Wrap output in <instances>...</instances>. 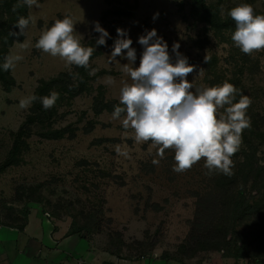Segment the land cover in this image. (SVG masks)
Returning <instances> with one entry per match:
<instances>
[{"label":"rangeland","instance_id":"1","mask_svg":"<svg viewBox=\"0 0 264 264\" xmlns=\"http://www.w3.org/2000/svg\"><path fill=\"white\" fill-rule=\"evenodd\" d=\"M108 1L39 0V7L27 6L31 23L24 31V41L9 50V55L23 57L10 69L15 86L9 92L0 89V167L10 158L13 136L31 107L21 109L20 101L33 95L39 81L72 71L74 65L69 68L60 57L35 47L51 21L70 15L83 44L98 37L94 31L96 21L108 33L114 27L126 30L137 53L134 67L139 66L143 51L138 37L154 28L167 42L173 60L172 46L179 44V52L195 66L187 77L193 90L230 81L238 90L234 102L239 101L240 95L251 99L247 115L257 121L259 131L254 136L249 128L244 129L238 152L245 149L246 141L250 142L264 169V49L248 55L232 39L218 40L205 24L191 16L189 0H118V4ZM208 3L218 6L217 0ZM240 3H248L264 14V0H222L221 14ZM128 6L134 7L132 18L113 15L115 8ZM154 14H158L156 19ZM112 46L105 47L92 62L95 73L106 74L90 83L88 93L59 111L54 127H70L75 137L48 141L33 135L18 164L0 172V230L19 229L25 226L30 212L38 211L42 217L48 216L52 224L67 223L75 230L92 222L87 238L101 249L119 250L117 256L121 258L161 255L183 261L203 260L211 254L222 256L202 252L189 259L181 251L194 217L193 194L204 189L215 171L207 174L202 158L189 169L176 172L172 149H166L161 158L159 146L150 140L137 143L134 130L123 129L121 120L108 113L94 115L93 97L99 87L106 101L120 104L122 83H131L123 69L125 59L117 57L120 63H109ZM89 125L93 129L85 133ZM118 146L129 155L118 154ZM235 262L248 264L247 260Z\"/></svg>","mask_w":264,"mask_h":264},{"label":"clouds","instance_id":"2","mask_svg":"<svg viewBox=\"0 0 264 264\" xmlns=\"http://www.w3.org/2000/svg\"><path fill=\"white\" fill-rule=\"evenodd\" d=\"M22 3L28 7H39V0H22ZM227 14L235 22L231 39L241 52L251 55L264 49V14H257L248 3L237 4ZM157 17L158 14H154L153 19ZM30 23L31 17H19L14 26L23 35ZM93 23L94 31L99 34L95 46H105L107 39L111 38L110 34L98 21ZM75 25L70 15L56 19L41 33L35 47L52 57H60L69 68L75 65L89 69L95 46L82 43ZM116 33L109 63L119 62L117 57L125 59L127 63L123 64V69L131 83H122L120 104L114 105L112 118L121 120L123 129H133L137 143L150 140L159 146L158 155L161 158L166 149H172L176 172L189 169L203 158L207 174L218 171L228 177L234 175L235 165L231 157L240 150L243 130L251 127L247 115L251 99L240 95L239 101L234 102L238 90L228 81L193 90L194 85L187 77L193 73L195 66L179 52V44L172 46L173 60L167 42L154 28L145 30L138 37L137 43L143 51L139 66L134 67L137 53L132 47V39L124 29L117 28ZM22 59L20 55L6 56L0 70L13 69ZM95 71L91 69L89 74L94 75ZM37 99L48 110L59 99V93L53 91L44 97L33 94L22 99L19 106L21 109L28 108ZM116 151L125 157L129 155L126 149L122 150L119 146Z\"/></svg>","mask_w":264,"mask_h":264},{"label":"trees","instance_id":"3","mask_svg":"<svg viewBox=\"0 0 264 264\" xmlns=\"http://www.w3.org/2000/svg\"><path fill=\"white\" fill-rule=\"evenodd\" d=\"M208 1L189 0L191 16L197 22L205 24L218 40L229 41L235 31V22L228 16V12L221 14L222 0H217L218 6L209 4ZM109 3L118 4V0H110ZM113 15L130 19L134 15V7L115 8ZM19 17H29L28 7L22 0H0V64L9 56V50L13 45L24 41V33L20 35L19 29L14 26ZM54 21H51L47 28ZM116 30L117 27L111 30L109 33L111 38L107 39L105 46H95L96 37L87 41L86 46H95L89 60V69L74 65L69 73H60L49 80L38 82L34 95L44 97L55 91L59 93V99L48 110L42 107L39 99L31 104L28 115L13 136L10 158L0 167V172L18 164L19 157L27 147V140L33 135L48 141L75 137V131L70 127H54L59 111L70 107L74 99L88 93L91 89L90 83L106 74L100 71L90 75L89 72L95 69L92 62L101 56L103 49L114 44L117 38ZM14 86L15 81L10 70H0V89L9 92ZM97 91L92 103L94 115L112 114L114 105L119 103L106 101L101 87ZM262 121L264 123V119ZM256 125L257 121L252 118L249 130L254 136H257L254 133L259 132ZM92 129L93 126L89 125L85 128V133ZM261 138L264 142V133ZM233 159L234 175L228 177L215 171L204 189L201 192H194L196 200L194 217L181 251L189 259L202 252L221 253L224 258L234 261L247 260L248 264H264V169L259 165L256 152L248 141L245 149L236 153ZM23 228L24 226L19 230ZM92 228L93 223L89 222L75 231L87 237ZM108 252L117 255L119 250L109 249Z\"/></svg>","mask_w":264,"mask_h":264},{"label":"crops","instance_id":"4","mask_svg":"<svg viewBox=\"0 0 264 264\" xmlns=\"http://www.w3.org/2000/svg\"><path fill=\"white\" fill-rule=\"evenodd\" d=\"M44 218L32 211L23 230H0V264H239L219 254L183 261L161 255L121 258L101 249L69 224L46 226Z\"/></svg>","mask_w":264,"mask_h":264},{"label":"built area","instance_id":"5","mask_svg":"<svg viewBox=\"0 0 264 264\" xmlns=\"http://www.w3.org/2000/svg\"><path fill=\"white\" fill-rule=\"evenodd\" d=\"M44 223L46 226H52L51 220L49 219L48 216H45Z\"/></svg>","mask_w":264,"mask_h":264}]
</instances>
